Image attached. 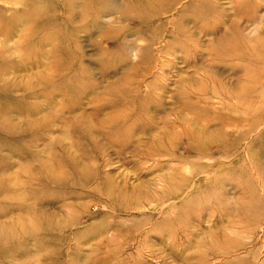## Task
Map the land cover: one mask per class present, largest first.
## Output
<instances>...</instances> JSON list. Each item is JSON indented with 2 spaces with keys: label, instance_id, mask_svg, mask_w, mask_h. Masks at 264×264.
Wrapping results in <instances>:
<instances>
[{
  "label": "rangeland",
  "instance_id": "1",
  "mask_svg": "<svg viewBox=\"0 0 264 264\" xmlns=\"http://www.w3.org/2000/svg\"><path fill=\"white\" fill-rule=\"evenodd\" d=\"M261 68L264 0H0V264H264Z\"/></svg>",
  "mask_w": 264,
  "mask_h": 264
},
{
  "label": "bare ground",
  "instance_id": "2",
  "mask_svg": "<svg viewBox=\"0 0 264 264\" xmlns=\"http://www.w3.org/2000/svg\"><path fill=\"white\" fill-rule=\"evenodd\" d=\"M155 16H158L157 14H155ZM264 68H261V71L260 70H256L255 71V76H253V82L252 84L250 85L249 89L246 90V93L247 94H250V98L253 99V95L255 94L256 96H260V92L264 91ZM258 73H261L259 75H257ZM136 78H137V75H136ZM137 84L140 85V81L139 79H137ZM256 80V81H255ZM250 105V104H249ZM248 109L251 108V106H247ZM225 138V137H224ZM226 139V142L224 141V143H220L219 145L221 146H218L216 148H213L212 146H210L211 144L208 145L209 142H205L204 143V146L198 144V142L200 140H202V138L196 136L194 134V131H193V134H191V136L189 137V140L187 142V146H186V152H189V153H195V154H200V155H204V154H207V153H211L212 155H216L217 153L221 152V154L223 153V146L225 144H236L237 145V140H232L230 138H225ZM219 142H221V139L219 140ZM166 141L161 142V144H165ZM165 151V149H160L158 152H156V154L158 155H161L163 152ZM167 152V151H166ZM165 152V153H166ZM231 252V251H230Z\"/></svg>",
  "mask_w": 264,
  "mask_h": 264
}]
</instances>
